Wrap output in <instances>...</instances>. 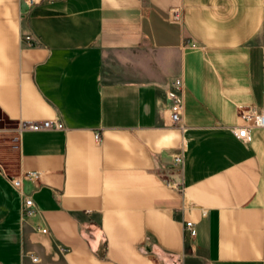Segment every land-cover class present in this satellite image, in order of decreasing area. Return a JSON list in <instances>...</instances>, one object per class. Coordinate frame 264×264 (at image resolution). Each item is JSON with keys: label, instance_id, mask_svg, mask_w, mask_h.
Returning a JSON list of instances; mask_svg holds the SVG:
<instances>
[{"label": "crops", "instance_id": "1", "mask_svg": "<svg viewBox=\"0 0 264 264\" xmlns=\"http://www.w3.org/2000/svg\"><path fill=\"white\" fill-rule=\"evenodd\" d=\"M240 109L264 110V0H0V166L38 210L0 171V264H264V128L236 138Z\"/></svg>", "mask_w": 264, "mask_h": 264}, {"label": "built area", "instance_id": "2", "mask_svg": "<svg viewBox=\"0 0 264 264\" xmlns=\"http://www.w3.org/2000/svg\"><path fill=\"white\" fill-rule=\"evenodd\" d=\"M30 6L36 4V0H27ZM22 42L30 47L40 45V41L34 38L31 34L24 35L22 37ZM184 83L182 79H174L168 89V100L170 102V115L174 126H177L182 131L184 127L182 126L183 114L185 110V104L183 100ZM239 116L243 121V125L231 127V132L233 135L249 143L252 140L251 130L256 128H264V110H239ZM65 129L64 124L60 120H23L18 123V130L20 132L29 131H43V130H63ZM96 141L101 140V133L95 134ZM176 165L180 167L181 170L184 168V153L182 151L181 155L175 159ZM0 171L3 172L4 176L10 181L12 186L19 192L23 198V208H22V218L25 220L28 217H33L38 213L35 201L30 195H26L23 190V178L22 177H10L8 176L0 166ZM29 179H37L39 177L38 172L27 173L26 176ZM168 186H172L175 189H183V187L178 183H168ZM186 233L190 237H195L198 234L196 225L188 221L185 223ZM42 232L46 233L47 229H43ZM62 253H66L67 249L60 247ZM33 262H37L38 258H32Z\"/></svg>", "mask_w": 264, "mask_h": 264}, {"label": "water", "instance_id": "3", "mask_svg": "<svg viewBox=\"0 0 264 264\" xmlns=\"http://www.w3.org/2000/svg\"><path fill=\"white\" fill-rule=\"evenodd\" d=\"M98 255L101 257H103L105 255V249H104L103 244L100 245V248L98 250Z\"/></svg>", "mask_w": 264, "mask_h": 264}, {"label": "rangeland", "instance_id": "4", "mask_svg": "<svg viewBox=\"0 0 264 264\" xmlns=\"http://www.w3.org/2000/svg\"><path fill=\"white\" fill-rule=\"evenodd\" d=\"M1 118H2V116H1V114H0V120H2Z\"/></svg>", "mask_w": 264, "mask_h": 264}]
</instances>
